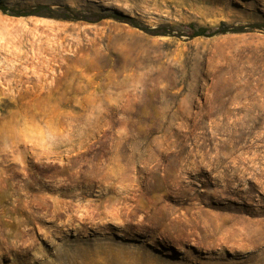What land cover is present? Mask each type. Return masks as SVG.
Returning a JSON list of instances; mask_svg holds the SVG:
<instances>
[{"label": "rangeland", "instance_id": "rangeland-1", "mask_svg": "<svg viewBox=\"0 0 264 264\" xmlns=\"http://www.w3.org/2000/svg\"><path fill=\"white\" fill-rule=\"evenodd\" d=\"M0 5L54 11L0 12V264H211L208 214L257 222L254 262H221L264 264V27L187 30L264 26V0Z\"/></svg>", "mask_w": 264, "mask_h": 264}, {"label": "bare ground", "instance_id": "bare-ground-1", "mask_svg": "<svg viewBox=\"0 0 264 264\" xmlns=\"http://www.w3.org/2000/svg\"><path fill=\"white\" fill-rule=\"evenodd\" d=\"M197 220L200 221L195 224L204 225L202 226L203 227L202 234L204 235V240H205L204 246H207V248L212 251L215 250L216 247H222L221 250H219L220 253H217V255L212 259L213 261L211 264H234L233 262H229V263L221 262L224 258V253H225L224 248L228 247V244H232V247L235 246L237 248V250L234 251V255L231 257L232 258L231 260L247 257L248 261L254 262L253 259L254 257L252 256L250 257V255H247L245 251H243L246 246V244L244 245L243 242L246 239H248L249 242L254 241L255 234L257 232V222L255 220L254 221L249 220L238 215H216V214L203 215L197 218ZM197 234L199 235V233ZM7 249L9 250L10 248L7 247Z\"/></svg>", "mask_w": 264, "mask_h": 264}, {"label": "trees", "instance_id": "trees-1", "mask_svg": "<svg viewBox=\"0 0 264 264\" xmlns=\"http://www.w3.org/2000/svg\"><path fill=\"white\" fill-rule=\"evenodd\" d=\"M49 12L50 17L54 18V11L52 8L47 7V6H40L37 8L36 11L33 12H17V11H12L7 9L4 6L0 5V12L6 15H10L12 17H30V16H40V12ZM42 16V15H41ZM61 20H67V21H83V22H89L91 23V19L82 17H74V16H62V17H57ZM112 19L120 23L128 24L131 27L140 30L141 32L152 35V36H159V37H172L174 36V27L170 25H163L157 29H150L148 27H145L141 25L136 19L123 15V14H114V15H100L98 17L97 21H102V20H108ZM264 26L262 25H252L250 27L243 26V27H232L226 23H222L216 30L204 28V27H199L194 24H190L187 27L188 32H190L191 36L193 39L197 38H213L219 35H226V34H242L247 31V29H262Z\"/></svg>", "mask_w": 264, "mask_h": 264}]
</instances>
